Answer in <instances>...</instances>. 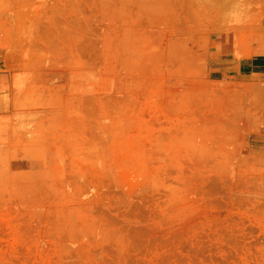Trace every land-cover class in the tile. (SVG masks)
I'll list each match as a JSON object with an SVG mask.
<instances>
[{"label":"rangeland","instance_id":"obj_1","mask_svg":"<svg viewBox=\"0 0 264 264\" xmlns=\"http://www.w3.org/2000/svg\"><path fill=\"white\" fill-rule=\"evenodd\" d=\"M264 0H0V264H264Z\"/></svg>","mask_w":264,"mask_h":264},{"label":"crops","instance_id":"obj_2","mask_svg":"<svg viewBox=\"0 0 264 264\" xmlns=\"http://www.w3.org/2000/svg\"><path fill=\"white\" fill-rule=\"evenodd\" d=\"M240 65V69H251L250 72L252 73H260L262 72L263 69V61H262V57H253L251 59H247L245 61H240L239 62Z\"/></svg>","mask_w":264,"mask_h":264}]
</instances>
